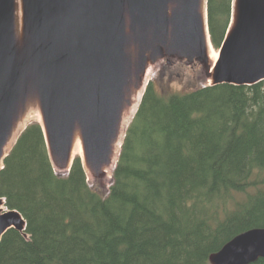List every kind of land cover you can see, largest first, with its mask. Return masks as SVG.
<instances>
[{"label": "trees", "instance_id": "trees-1", "mask_svg": "<svg viewBox=\"0 0 264 264\" xmlns=\"http://www.w3.org/2000/svg\"><path fill=\"white\" fill-rule=\"evenodd\" d=\"M231 8L207 0L214 49ZM0 198L26 223L2 235L0 264H210L235 234L264 226V80L174 91L150 81L108 190L88 183L79 156L56 173L31 121L3 159Z\"/></svg>", "mask_w": 264, "mask_h": 264}, {"label": "water", "instance_id": "water-1", "mask_svg": "<svg viewBox=\"0 0 264 264\" xmlns=\"http://www.w3.org/2000/svg\"><path fill=\"white\" fill-rule=\"evenodd\" d=\"M21 7L17 41L14 0H0V169L4 143L27 99L39 106L50 157L70 168L77 126L84 162L100 170L146 65L163 55L208 60L207 0H21ZM208 75L211 84L264 80V0H232ZM10 228L22 231L25 220L0 209V239ZM259 257L264 226L235 234L209 262L249 264Z\"/></svg>", "mask_w": 264, "mask_h": 264}, {"label": "rangeland", "instance_id": "rangeland-1", "mask_svg": "<svg viewBox=\"0 0 264 264\" xmlns=\"http://www.w3.org/2000/svg\"><path fill=\"white\" fill-rule=\"evenodd\" d=\"M210 50L218 53V50L214 49L212 45H210ZM206 57L208 60L205 63L196 59L189 61L186 58L177 55H163L156 58L154 61H148L149 63L146 65L143 73L136 81V85H134V94L132 95V101L129 106L132 113L138 106V95H141L143 88L146 87L150 80H156V82L159 83L161 87H165L167 90L172 91L187 90L196 85H210L212 83V79L208 75V69L211 67L213 61L209 57L208 52L206 53ZM159 76H161V78L157 79ZM126 115L130 116L131 114L129 115L128 113ZM20 118L22 121H20L18 129L15 132H11L10 136L4 143V152H7L10 149L11 145L16 139L18 132L25 126V124L33 120L41 121L39 106H36L35 109L31 111V114L24 113ZM127 124L128 123H126L123 130L122 137L126 130ZM52 157H50V159L52 161L54 170L57 173L65 174L68 166L56 161V159ZM113 157L114 155L111 156V163H109L107 167L102 166L100 170H93L90 167H87L89 170L86 171V180L90 185H93L99 190H108V187L111 183L112 171L116 163V159L114 161L112 160ZM2 209H4V205Z\"/></svg>", "mask_w": 264, "mask_h": 264}, {"label": "bare ground", "instance_id": "bare-ground-1", "mask_svg": "<svg viewBox=\"0 0 264 264\" xmlns=\"http://www.w3.org/2000/svg\"><path fill=\"white\" fill-rule=\"evenodd\" d=\"M14 34H15V38L18 41L21 35V18H22V10H21V0H14ZM207 52L209 54V57L212 59V61L214 62L217 58V52L210 50V43L208 41V45H207ZM140 94L138 95L139 99ZM35 103L33 102L32 99H27L25 101L24 104V112L26 114H31V111L33 109H35ZM130 107H126L123 112L121 113V117H120V121L119 123H117V131L114 135V138L112 140V154L111 156L114 155V157L112 158V160L114 161L116 159L117 156V150L119 148L121 139H122V133L123 130L125 128L126 123H128V120L130 118V114H132V111L130 110ZM131 111V113H130ZM126 115V114H128ZM125 117V119H124ZM20 121H22L21 119H18L15 121L13 128H12V132H15L19 125H20ZM80 154L81 159H82V166H84V169H86V171H88L89 169H87V164L84 162V157H83V140H82V136H81V132L79 130V128L76 126L73 136H72V145H71V153H70V159H72V157L74 155H78ZM109 163H111V157L109 158L108 162L104 165L105 167H107L109 165ZM259 180V179H258ZM254 186V185H253ZM3 208V204L0 205V209ZM258 227H262V226H258Z\"/></svg>", "mask_w": 264, "mask_h": 264}, {"label": "flooded vegetation", "instance_id": "flooded-vegetation-1", "mask_svg": "<svg viewBox=\"0 0 264 264\" xmlns=\"http://www.w3.org/2000/svg\"><path fill=\"white\" fill-rule=\"evenodd\" d=\"M167 60V59H166ZM169 60V59H168ZM192 61V60H191Z\"/></svg>", "mask_w": 264, "mask_h": 264}]
</instances>
